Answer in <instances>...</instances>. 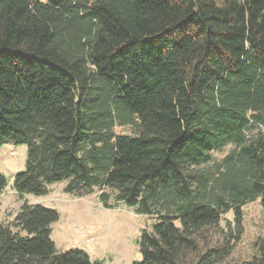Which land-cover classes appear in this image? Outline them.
<instances>
[{"label": "trees", "instance_id": "obj_1", "mask_svg": "<svg viewBox=\"0 0 264 264\" xmlns=\"http://www.w3.org/2000/svg\"><path fill=\"white\" fill-rule=\"evenodd\" d=\"M261 126L264 0H0V149L27 146L14 190L43 196L67 180V193L100 189L104 207L154 217L134 264L231 255L243 207L264 209ZM6 186L0 172V196ZM59 220L23 202L0 223V264H103L59 251ZM211 229L231 238L213 246ZM241 264H264V234Z\"/></svg>", "mask_w": 264, "mask_h": 264}, {"label": "rangeland", "instance_id": "obj_2", "mask_svg": "<svg viewBox=\"0 0 264 264\" xmlns=\"http://www.w3.org/2000/svg\"><path fill=\"white\" fill-rule=\"evenodd\" d=\"M115 131L117 134H133V129L127 126L116 127ZM260 131L264 132V127L255 128L251 133ZM232 148L229 145L223 151H214L213 157L216 161L222 160ZM26 160V145L7 143L0 149V172L7 179V186L0 196V223L13 221L25 201L41 204L56 209L60 214V220L52 225V239L59 251L83 249L93 260L103 264H134L141 260L139 241L145 230H153L156 223L154 217L140 215L135 208L125 203H119L113 209L104 207L100 199L103 190L100 189L84 196L67 193L64 190L67 180L52 184L47 195L26 194L20 199L13 187L14 176L25 169ZM105 191L113 193L108 189ZM243 213V233L232 243L231 255L220 264H241L255 255L256 242L264 234L261 199L245 205ZM224 218L233 220L234 213L229 212ZM225 219L221 223L224 229ZM90 237L92 241L88 242ZM229 238V234L224 235L219 229H211L207 241L214 246L223 244Z\"/></svg>", "mask_w": 264, "mask_h": 264}, {"label": "built area", "instance_id": "obj_3", "mask_svg": "<svg viewBox=\"0 0 264 264\" xmlns=\"http://www.w3.org/2000/svg\"><path fill=\"white\" fill-rule=\"evenodd\" d=\"M88 242H91L92 241V238L90 237V238H88V240H87Z\"/></svg>", "mask_w": 264, "mask_h": 264}]
</instances>
